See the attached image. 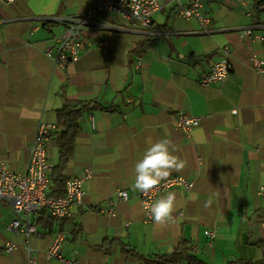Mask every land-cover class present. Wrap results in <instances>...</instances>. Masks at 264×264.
<instances>
[{"label": "crops", "instance_id": "0c3cea01", "mask_svg": "<svg viewBox=\"0 0 264 264\" xmlns=\"http://www.w3.org/2000/svg\"><path fill=\"white\" fill-rule=\"evenodd\" d=\"M93 1L0 0V161L13 172L26 171L37 126L56 122L61 93L69 100L96 99L113 110L82 118L65 166L67 179L82 178L86 170L91 177L83 183L85 193L73 215L81 235L65 233L63 256L76 264H150L147 256L170 253L187 240L206 264L260 262L263 250L256 243L264 240V226L256 215L264 211V196L258 193L264 185V76L251 69L249 58L264 59V41H241L238 32L264 25V9L252 17L254 0H203L202 12L210 19L206 32L195 19L157 13L156 41L138 58V71L137 62L129 64V53L145 36L123 28L119 17L99 13L97 22L108 28L85 27L78 59L57 66L45 50L66 26L44 20L81 17ZM101 42L104 52L98 49ZM224 47L230 50L231 71L219 84L200 85V73ZM179 113L199 118V126L177 129ZM164 138L187 161L182 172L170 176H181L193 187L172 189L154 201L176 193L171 222L144 224L132 188L134 166ZM52 151L50 146L49 158ZM118 189L126 191L127 202L117 200ZM109 202L113 216L107 214ZM14 217L0 203V264H27L29 256L36 264H59L45 255L58 227L36 224L40 235L30 239L28 254L23 236L5 229ZM207 230L215 236L208 237ZM8 242L15 245L11 253L3 251Z\"/></svg>", "mask_w": 264, "mask_h": 264}, {"label": "built area", "instance_id": "2783aa9c", "mask_svg": "<svg viewBox=\"0 0 264 264\" xmlns=\"http://www.w3.org/2000/svg\"><path fill=\"white\" fill-rule=\"evenodd\" d=\"M18 0H6L7 3H14ZM203 0H94L90 8L81 16L74 19H45V22H63L66 26L62 34L56 39L53 47L45 50L47 58L51 59L57 66L65 68L76 61L82 49L81 35L85 27L99 24L101 28H108L105 24L97 22L98 14L104 13L119 17L122 20L123 28L139 32L140 34L152 33L154 15L168 11L183 20L195 19L203 32H206L210 25V19L203 14ZM259 10L264 9L261 2ZM135 13V14H134ZM255 31L263 35H256ZM238 37L244 39H259L264 41V25H253L240 32ZM156 39L151 40L155 44ZM105 42L98 44V49L104 52ZM221 57L212 63L210 69L199 75L198 81L202 86H211L221 83L231 71L230 50L227 47L222 49ZM251 69L258 75L264 76V59L252 54L249 58ZM138 71L139 63L134 65ZM236 112L233 110L232 114ZM199 126L197 117L179 113L175 117V127L185 132ZM56 131L54 123H39L35 131L33 141L28 148V162L24 173H17L9 170L5 163L0 161V203L10 208L15 217L5 226L9 232L17 236H23L22 244L29 254L31 251L30 239L38 237L36 220L42 212L50 216L65 219L71 218L81 205L84 196L83 183L91 177V171L86 170L82 178H70L65 182L64 193L59 196L51 195L50 174L52 163L49 160V147L51 138ZM193 183L177 175L169 176L162 180L159 187L147 193L137 191V196L143 213V223L153 222L150 206L156 198L172 189L190 190ZM118 201L127 202L129 197L126 191L118 189L116 192ZM259 195L264 196V185L259 188ZM107 214L114 215V206L111 202L107 206ZM22 216V218L20 217ZM264 226V219L261 221ZM208 237H214V230H207ZM66 238L64 232L57 230L45 253L48 259H55L59 264H76L71 258L62 255L61 248ZM15 249L14 243H5L3 251L11 253ZM27 264H36L31 256Z\"/></svg>", "mask_w": 264, "mask_h": 264}, {"label": "trees", "instance_id": "16d2710c", "mask_svg": "<svg viewBox=\"0 0 264 264\" xmlns=\"http://www.w3.org/2000/svg\"><path fill=\"white\" fill-rule=\"evenodd\" d=\"M264 4V0H254L252 4V17H258L263 10L258 9L259 3ZM153 34L157 31L152 30ZM145 37L136 43L135 48L129 53V64L133 66L138 58L149 48L151 40L155 35L142 34ZM62 105L56 110L55 117L56 131L51 138V147L57 152L56 163L52 167L50 174V189L51 195L59 196L64 193L65 182L68 180L64 174V169L67 161L76 144V137L81 130V120L87 114L93 112H110L113 107H105L96 99L91 100H69L61 93ZM257 221L264 219V211L258 212ZM36 224L41 228H52L56 225L58 230L74 237L81 235V228L75 223L73 216L71 218L59 219L50 216L47 212H42ZM263 250V258L260 262H253L246 259H235L227 262V264H264V240L256 243ZM126 252L133 253V249L126 250ZM1 252V251H0ZM146 262L150 264H206L204 261L198 259L193 254V246L187 240H182L178 243L176 248L167 254H153L146 257Z\"/></svg>", "mask_w": 264, "mask_h": 264}, {"label": "clouds", "instance_id": "9594fccd", "mask_svg": "<svg viewBox=\"0 0 264 264\" xmlns=\"http://www.w3.org/2000/svg\"><path fill=\"white\" fill-rule=\"evenodd\" d=\"M135 14V13H134ZM177 149L171 140L164 138L151 144L134 166V191L147 193L159 187L162 180L173 172H182L187 161L176 155ZM176 209V193L169 192L150 206L153 221L157 224L171 222Z\"/></svg>", "mask_w": 264, "mask_h": 264}, {"label": "rangeland", "instance_id": "374dc122", "mask_svg": "<svg viewBox=\"0 0 264 264\" xmlns=\"http://www.w3.org/2000/svg\"><path fill=\"white\" fill-rule=\"evenodd\" d=\"M114 17H115V16H114ZM56 158H57V157H56V152H53V151H52V154L50 155V158H49L50 161L55 162Z\"/></svg>", "mask_w": 264, "mask_h": 264}, {"label": "bare ground", "instance_id": "6f19581e", "mask_svg": "<svg viewBox=\"0 0 264 264\" xmlns=\"http://www.w3.org/2000/svg\"><path fill=\"white\" fill-rule=\"evenodd\" d=\"M193 117H194V116H193ZM198 119H199V118H198ZM199 122H200V120H199ZM262 220H263V219H262ZM262 220H261V221H262ZM261 221L259 222L260 224H261Z\"/></svg>", "mask_w": 264, "mask_h": 264}]
</instances>
